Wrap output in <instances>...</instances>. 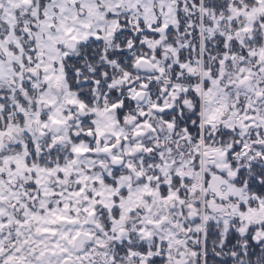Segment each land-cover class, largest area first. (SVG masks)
I'll list each match as a JSON object with an SVG mask.
<instances>
[{"label": "snow or ice", "instance_id": "1", "mask_svg": "<svg viewBox=\"0 0 264 264\" xmlns=\"http://www.w3.org/2000/svg\"><path fill=\"white\" fill-rule=\"evenodd\" d=\"M0 264H264V0H0Z\"/></svg>", "mask_w": 264, "mask_h": 264}]
</instances>
